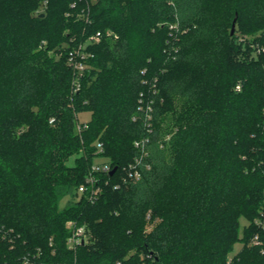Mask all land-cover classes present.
I'll return each mask as SVG.
<instances>
[{
    "label": "trees",
    "instance_id": "16d2710c",
    "mask_svg": "<svg viewBox=\"0 0 264 264\" xmlns=\"http://www.w3.org/2000/svg\"><path fill=\"white\" fill-rule=\"evenodd\" d=\"M45 2L33 15V0H0V264L39 252L51 264H264L255 223L264 210V52L237 56L245 35L264 49V0ZM98 31L74 92L66 48ZM154 79L161 96H147L155 114L145 127L132 118ZM178 81L189 96L180 112L170 87ZM137 137L150 138L151 169L124 187ZM162 145L170 159L152 151ZM100 152L118 170L97 175L91 201L77 192ZM67 195L75 200L61 208ZM69 221L88 235L75 251Z\"/></svg>",
    "mask_w": 264,
    "mask_h": 264
},
{
    "label": "built area",
    "instance_id": "2783aa9c",
    "mask_svg": "<svg viewBox=\"0 0 264 264\" xmlns=\"http://www.w3.org/2000/svg\"><path fill=\"white\" fill-rule=\"evenodd\" d=\"M74 5L75 4H73V6ZM109 35H111V33H108V36ZM103 37V32L98 31L88 36L83 42L66 48L67 64L74 73V92H79L82 89V79L86 76L88 70L91 69L89 62L94 58V55L90 52V46L99 43ZM154 82L152 83L156 84L157 79H154ZM144 83L149 84V82L146 80ZM147 96L148 94L146 91L140 93L138 112L142 114L148 112L147 121H149L151 119L150 111L153 109V100H148ZM50 122L53 123L54 120L52 119ZM79 129H81L80 126ZM134 146L138 151V155L135 157L132 163L124 168V176L122 178L123 182L140 181L143 178V173L146 170L151 169V164L148 162L150 157V138L143 137L142 139L135 141ZM97 147L100 151L103 150V145L101 143H99ZM112 170V166L109 163H94L86 177L85 184H82L78 188V196L80 197L90 191L91 201L96 200L99 192L101 191L99 187L95 186L98 181L97 175L110 174ZM116 187L118 188L119 185L117 184ZM255 223L257 226H259V228L264 229V210L261 212V216L255 220ZM67 225L72 230V235L67 241L68 248L75 251L79 246L85 244L88 241V235L85 227L77 226L76 222L74 221H69ZM252 242L255 245L260 244L259 235H256ZM40 256V252L38 253L37 257H34L33 259L31 256L27 255L23 258V264H51L49 262H40Z\"/></svg>",
    "mask_w": 264,
    "mask_h": 264
},
{
    "label": "rangeland",
    "instance_id": "374dc122",
    "mask_svg": "<svg viewBox=\"0 0 264 264\" xmlns=\"http://www.w3.org/2000/svg\"><path fill=\"white\" fill-rule=\"evenodd\" d=\"M30 0H21L22 3V7H25V4H27ZM186 3H188L189 1L192 3V0H185ZM33 4H34V8L32 10L33 15H38L40 13H45V9H46V2L45 0H33ZM23 12V11H22ZM76 18H78V16H76ZM174 25V24H173ZM179 22L176 23V25L179 27ZM62 33H68L67 29L62 30ZM254 37L251 35H245L242 36V38H240L238 40V43L240 44V49H241V53L239 55H237L239 58H242L243 56H245L247 59H251L254 56H259L262 52H264L263 48H260V46H257V43L254 42ZM249 43V45H248ZM48 46V41L47 40H43L41 42V49H44ZM59 48V46L57 47H53L51 48V50L49 51V54L51 56L55 55L56 50ZM249 55V56H248ZM185 82H179L176 83L175 85H171L170 87H172L173 91V110H176L177 112H180L183 108V105L185 103V101L189 98L188 95H186L187 92H185V90L183 89ZM157 84V83H156ZM152 84L150 85L148 88H146V92L149 95V93L151 92V94H154L157 96V101H159L161 93H160V87L158 86V84ZM181 85V87L178 86ZM162 100V99H161ZM138 106H139V100H138ZM138 106H137V112L136 114H134L133 116V121H139L140 119L144 122L145 127L148 125L147 122V117H148V112H145V114L142 113H138ZM154 106H156L155 102H154ZM149 110V108H148ZM150 114L152 117H154L155 114V107L152 109V111H150ZM90 113H85L82 112L78 115V119L80 123H84V122H88L90 120ZM173 123V117L171 116V114L169 113V115H167V117L164 118L163 123H162V131L164 132H168L170 131V128L172 126ZM171 134H166L165 137V141H169V139L171 138L170 136ZM143 137H137V139H135V141L142 139ZM134 141V142H135ZM160 146V145H159ZM162 150V151H158V150ZM159 149H157V147H153L152 151L156 154L158 152L164 153L165 157L167 159H170L169 155H170V151L169 150H165L163 145L161 147H159ZM101 152L99 153V156L94 160L95 163H101V162H107L109 161L107 157H102V155H100ZM73 160L74 157L69 161V164H73ZM124 187L129 186V185H133V184H140V181H128V182H123ZM79 198V197H78ZM70 200H75V198H73L70 195H67L61 202V208H63L68 201ZM161 221V219L159 218H155L152 220H149L148 223L146 224V230L147 231H152L155 226L157 225V223H159ZM248 224V221H246L245 219H241V225H240V233H242V231L244 230V227ZM86 226V225H85ZM243 247V243H238L235 245V249L234 251L229 255L228 257V262L231 261L233 259V257L239 253V251L242 249Z\"/></svg>",
    "mask_w": 264,
    "mask_h": 264
},
{
    "label": "water",
    "instance_id": "95a60500",
    "mask_svg": "<svg viewBox=\"0 0 264 264\" xmlns=\"http://www.w3.org/2000/svg\"><path fill=\"white\" fill-rule=\"evenodd\" d=\"M236 23H237V18L234 20L233 25H232V30H231V35H233L236 31ZM118 170V167H114L113 170L110 172V175L113 176Z\"/></svg>",
    "mask_w": 264,
    "mask_h": 264
}]
</instances>
